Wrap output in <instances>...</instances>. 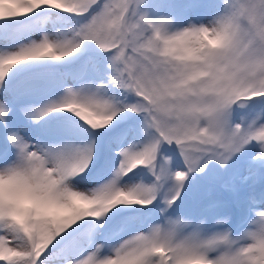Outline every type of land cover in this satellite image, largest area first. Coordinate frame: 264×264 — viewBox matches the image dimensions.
Instances as JSON below:
<instances>
[{"label":"snow or ice","instance_id":"1","mask_svg":"<svg viewBox=\"0 0 264 264\" xmlns=\"http://www.w3.org/2000/svg\"><path fill=\"white\" fill-rule=\"evenodd\" d=\"M152 7L0 0V264H264V193L239 235L177 203L244 155L241 183L264 181V0L175 28ZM18 112L51 139L33 144Z\"/></svg>","mask_w":264,"mask_h":264},{"label":"rangeland","instance_id":"2","mask_svg":"<svg viewBox=\"0 0 264 264\" xmlns=\"http://www.w3.org/2000/svg\"><path fill=\"white\" fill-rule=\"evenodd\" d=\"M196 4L194 10L184 11L181 9L182 0H150V3L154 5V7L149 9V14L153 19H160L161 17H171L173 18L172 27L177 26H186L188 23L193 22H204L206 23L209 19L210 15L216 11V3L217 0H193ZM65 15V14H61ZM52 17H49L46 13L37 17L34 23H40L45 28L51 27ZM71 25L63 26L70 27ZM31 28V25L26 26L25 28ZM35 38V36H33ZM27 42V41H25ZM37 81H25V86H32L36 84ZM117 93L119 90H115ZM56 96H51L49 99H56ZM247 109L237 108V122H240L239 117L247 114ZM13 124L15 127L19 128L22 134L28 138L33 144L38 141H47L51 139V137H46L42 134L40 126L35 125L34 123H30L22 114L19 112L15 114L13 117ZM67 126V125H65ZM108 137H105L104 147L105 152L108 153L110 149L107 144ZM165 147H167L165 145ZM170 154V153H166ZM182 163V162H181ZM253 162L251 157L248 155L241 156L238 160H236L230 167L226 170L221 169L219 167L210 168L207 175L201 174L199 178L193 183L190 190L193 191L195 198L206 199L212 195L222 194L227 189L228 191H232L231 187H229V181H233V191L234 193H238V191L244 192L248 186V183H241V177L247 174V171L253 166ZM0 166H3L0 164ZM255 168V167H254ZM139 171V170H137ZM144 171H147L146 169ZM99 178V168L93 171V173L87 178L88 180H94ZM208 181H211L210 183ZM137 183L140 182V178H137ZM145 183H148L149 180L145 179ZM222 188V189H221ZM206 189H210L209 195L205 193ZM189 190V191H190ZM223 197H226L223 194ZM225 199V198H224ZM190 197L186 202H191ZM195 200V199H194ZM185 202V203H186ZM210 201L206 200V204H209ZM226 203V199H225ZM256 210H264V203H258L256 205ZM179 211V209H178ZM197 209L193 206H190L189 213H184L185 215H192L195 217H200L201 215H207L209 217L208 223L211 224L212 219L211 215H215L218 213L221 216L230 217L229 227L233 226L234 215L230 213L229 209L225 210H217L214 211H206L203 214L196 213ZM180 212V211H179ZM203 212V211H202Z\"/></svg>","mask_w":264,"mask_h":264},{"label":"bare ground","instance_id":"3","mask_svg":"<svg viewBox=\"0 0 264 264\" xmlns=\"http://www.w3.org/2000/svg\"><path fill=\"white\" fill-rule=\"evenodd\" d=\"M28 30H30V27H28V28H25V31H28Z\"/></svg>","mask_w":264,"mask_h":264},{"label":"clouds","instance_id":"4","mask_svg":"<svg viewBox=\"0 0 264 264\" xmlns=\"http://www.w3.org/2000/svg\"><path fill=\"white\" fill-rule=\"evenodd\" d=\"M0 187H2V185H0Z\"/></svg>","mask_w":264,"mask_h":264}]
</instances>
